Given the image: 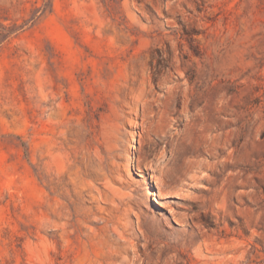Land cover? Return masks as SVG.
<instances>
[{"label":"rangeland","instance_id":"1","mask_svg":"<svg viewBox=\"0 0 264 264\" xmlns=\"http://www.w3.org/2000/svg\"><path fill=\"white\" fill-rule=\"evenodd\" d=\"M0 264H264V0H0Z\"/></svg>","mask_w":264,"mask_h":264},{"label":"bare ground","instance_id":"2","mask_svg":"<svg viewBox=\"0 0 264 264\" xmlns=\"http://www.w3.org/2000/svg\"><path fill=\"white\" fill-rule=\"evenodd\" d=\"M134 99L132 101H129V103H132L135 106V110L142 109L143 115L146 117L149 114L154 115L155 109L154 105L147 99L149 95L145 91H138L134 95ZM196 125V124H193ZM213 154H210V157H212ZM126 157V156H124ZM132 157L125 158L124 166L127 167L129 165V162ZM170 169L169 163H167L165 166H162L158 169L159 174H155V178L159 187V192L163 193L164 191L170 192L171 189L174 188V185L168 184V180L166 179L167 172ZM127 173V172H125ZM128 175V174H127Z\"/></svg>","mask_w":264,"mask_h":264}]
</instances>
